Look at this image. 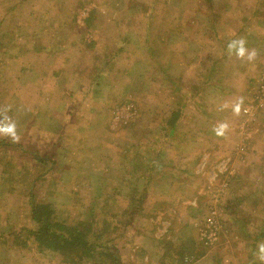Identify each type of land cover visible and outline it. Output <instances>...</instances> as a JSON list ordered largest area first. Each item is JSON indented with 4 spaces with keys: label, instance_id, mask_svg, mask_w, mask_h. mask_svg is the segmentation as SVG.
Wrapping results in <instances>:
<instances>
[{
    "label": "rangeland",
    "instance_id": "1",
    "mask_svg": "<svg viewBox=\"0 0 264 264\" xmlns=\"http://www.w3.org/2000/svg\"><path fill=\"white\" fill-rule=\"evenodd\" d=\"M4 109L0 264H73L34 202L122 264H264V0H0Z\"/></svg>",
    "mask_w": 264,
    "mask_h": 264
},
{
    "label": "trees",
    "instance_id": "2",
    "mask_svg": "<svg viewBox=\"0 0 264 264\" xmlns=\"http://www.w3.org/2000/svg\"><path fill=\"white\" fill-rule=\"evenodd\" d=\"M176 122L177 118L172 125ZM31 215L37 227L29 230L28 235L42 249L64 256L73 264L96 257H103L109 264H122L115 245L93 242L92 229L80 223L73 225L59 221L52 204L34 202Z\"/></svg>",
    "mask_w": 264,
    "mask_h": 264
},
{
    "label": "clouds",
    "instance_id": "3",
    "mask_svg": "<svg viewBox=\"0 0 264 264\" xmlns=\"http://www.w3.org/2000/svg\"><path fill=\"white\" fill-rule=\"evenodd\" d=\"M227 52L230 56L235 55L241 60L246 58L249 62L254 61L258 56V52L255 48L249 49L247 47V40L244 37L230 40L227 43ZM243 105L244 98L240 97L232 105L233 114L239 116L241 114ZM224 107H227V105ZM7 111V109L0 110V136L8 137L12 142L18 143L20 136L17 131V123L7 115ZM228 128L229 125L227 122H221L216 127H214L213 131L216 136L222 137L227 133ZM255 255L261 262H264V242H261L257 245V251Z\"/></svg>",
    "mask_w": 264,
    "mask_h": 264
},
{
    "label": "built area",
    "instance_id": "4",
    "mask_svg": "<svg viewBox=\"0 0 264 264\" xmlns=\"http://www.w3.org/2000/svg\"><path fill=\"white\" fill-rule=\"evenodd\" d=\"M212 224H214L213 222H212ZM216 234V233H215ZM214 237H211V239H213Z\"/></svg>",
    "mask_w": 264,
    "mask_h": 264
}]
</instances>
